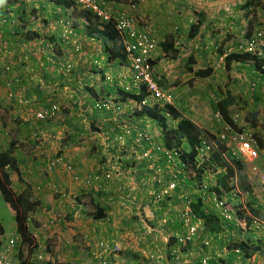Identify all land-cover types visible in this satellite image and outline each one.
<instances>
[{
	"label": "crops",
	"instance_id": "1",
	"mask_svg": "<svg viewBox=\"0 0 264 264\" xmlns=\"http://www.w3.org/2000/svg\"><path fill=\"white\" fill-rule=\"evenodd\" d=\"M17 1L25 4L26 12L21 13L23 8L18 7L13 8L19 10H11V7L0 9L6 10L0 11L2 13L0 20L4 16L10 20V25L5 27H2L0 22V65L11 66V71L7 75H4L0 68V153L7 150L12 141L15 142L14 156L20 170V177L16 176V178L22 183L17 191L21 193L29 186L34 197L40 201V206L32 217L42 222L43 228L53 227L50 235L52 240L47 242V246L51 245L50 251L40 243L42 238L34 234L40 244L38 254L44 252L42 256H46L45 261L50 260L53 264H100L90 253L97 247L98 242L105 241L110 247L120 246L117 252L110 248L112 251L107 256L109 264H197L204 256H209L212 262L225 259L227 264H255L253 260L243 261L239 255L227 249L228 241L243 239L246 234H240L239 237L233 235V222L224 219L221 207L218 205V202H226L230 212H235L233 209H242L243 205L246 207L244 201H248V198L246 199L244 194L248 192L235 196L233 189L219 195L215 191L218 174L213 171L204 172L202 182L199 183V172L195 173L193 169L192 174L187 171L184 174L182 181L190 174L186 186L182 184V188L175 191L171 197L158 201L157 191L168 183L167 180H171L170 174L174 168L167 165V170L162 174L153 169L152 164L138 160L140 151L133 146V140L129 138L125 147L115 142L116 136L122 132L125 125H134L154 137L155 149L165 144L164 132L157 120L147 115H135L140 108L133 100L124 101L121 98L123 97L121 87L128 73V65L123 64L119 59L109 60L105 45L111 43H105L104 41L107 40L103 38L98 40L88 36L85 21L73 15L63 4L55 6L52 1L49 3V0ZM171 1L142 0L139 15L151 16L154 14V9L160 13L162 18L158 22V28H155L154 23H150V26L158 33L159 50L154 51L152 57L156 59L155 64L161 76V84L167 87L168 84L182 77L183 82L187 83L185 87L191 86L185 88L189 98L187 103L177 96L176 104L173 106L182 116L190 118L203 128L210 123V116L214 112L217 116L220 115L217 103L223 96L220 98L217 97L218 93L212 94L216 99L210 100V106L212 105L214 109L211 111L205 101L207 96L200 97L196 90L198 84H201L199 82L209 78H197L187 68L181 73L178 65L181 57L189 51L185 50V47H190L194 53V56L190 53L189 58L193 56L196 60L201 53L200 44L205 41V44H211V51L216 45L220 56V62L217 61L219 58L217 55L210 58L211 60L215 58L214 63L210 65L214 69L210 78L220 74L216 65L218 62L223 63L226 54L221 55L219 51L221 48L226 49L232 39L225 34L223 39L218 38L219 42L218 39L215 41L212 37H215V34L212 32L224 27L227 21L217 26L210 24V20L223 18L226 13L233 11L235 0L213 2L200 0L201 5L194 0H181L182 3L186 1L188 4L177 10V13H181L177 16L180 29L178 33L170 28L169 14L173 9L170 5ZM253 1L255 5L262 2ZM193 3L202 7L198 13L204 14L202 30L195 39L188 35L195 19H198V13L194 12L198 10L191 8ZM210 6L214 10L212 15ZM32 7L38 12L31 17L29 12ZM16 16L20 17L21 21H17ZM68 28H72L73 31L71 38L66 42L60 41V34ZM36 30L42 37L35 42L27 40L21 42L22 33ZM208 33L211 35V41L206 38ZM233 33L235 34V31ZM171 41L174 43L172 50L168 52L164 49L163 43ZM77 47L80 48L79 51ZM177 54L178 59L171 58V55ZM67 62L74 64L72 79L64 75L63 68ZM236 64L239 67L252 68L253 81L261 82L259 90L253 95L257 103L252 110L259 111L260 116L264 112V74L261 71L258 73L254 65L249 63ZM196 66L191 65L194 71L200 69ZM107 76H109L108 80ZM7 79L13 80L11 85L6 82ZM80 80L82 84H79ZM232 91L228 92L236 97L239 91ZM226 92L223 95H226ZM201 93L208 95V91L203 89ZM212 95L210 93V98L213 97ZM20 98L26 101L22 103ZM103 100H112L117 111L95 110L93 104ZM52 103L60 106L53 119L42 122L36 120V112ZM188 104L193 107L191 111L185 109V105ZM259 104V108L255 109ZM172 124L175 125V122L170 120L168 125ZM253 128L260 130L258 124ZM11 130L17 133L9 137ZM32 131L40 134V141L36 142L33 137L27 138ZM262 134L260 141L264 147V133ZM256 138L261 152L264 148L259 143V137ZM27 144L34 147L32 157H29L32 158L31 164L34 163L37 170L33 175L34 167L30 169L29 176L18 153V149ZM58 155L74 165L73 172L47 170L48 160ZM239 160L245 163L246 181L252 190V197L257 202L258 196L264 210V193L249 178L248 165L251 163L242 158ZM255 162L262 166L264 157H258L252 163L253 166H256ZM8 170L11 173L14 190L16 186L14 171L12 172L11 168ZM219 172L223 175L227 171L222 169ZM234 183L235 187H239L237 176ZM82 195L87 203L98 204L104 209L106 217L95 220L92 216L94 208L93 211L90 210L88 216L86 213L87 209H90L88 204L85 206L81 203L83 200L77 202V198L80 199ZM0 197L4 201L1 192ZM184 200H189L193 208L199 200L202 201L201 209L206 218L213 215L219 219L218 227L213 229L207 226L208 223L203 216L206 229L204 228L196 237V246L193 245L190 250L182 248L178 243H172L181 232L179 216ZM4 203L0 200V224L7 235L6 225L16 226V213L8 203L5 201ZM244 211H248L249 217L257 216L252 215L250 210ZM46 213L49 215L45 217ZM57 214L64 215L70 220L59 219L60 225L51 224L50 220L52 218L56 220ZM222 231L229 237L220 241L214 240L211 246L201 250L206 238H213ZM251 231L257 238L258 236L264 238V234L258 235L257 230ZM76 233L81 236H76Z\"/></svg>",
	"mask_w": 264,
	"mask_h": 264
},
{
	"label": "trees",
	"instance_id": "2",
	"mask_svg": "<svg viewBox=\"0 0 264 264\" xmlns=\"http://www.w3.org/2000/svg\"><path fill=\"white\" fill-rule=\"evenodd\" d=\"M55 4L62 3L66 5L67 9L71 11L72 13H75L79 18L83 19L86 23V31L88 36L94 37L95 39H104L109 41L111 44L105 45V51L107 53L108 59L110 60H116L119 59L121 62H125L127 60V55L124 52L123 47V39L121 38V35L118 33L115 24L112 21L109 22H101L98 20V18L90 11L88 10H77L74 8L72 3L69 0H50ZM260 3V2H257ZM254 1L250 0L245 3V7L249 8L254 5ZM262 9L264 10V3L259 4ZM7 7H11V10L13 9H22V12H26V6L23 2L17 1V0H6L3 2H0V9H6ZM18 7V8H13ZM25 7V8H24ZM76 9V11H75ZM19 10V9H18ZM2 12L6 10H0ZM38 11L35 8H31L29 15L32 17L34 14H36ZM2 14V13H0ZM255 17L252 16V18ZM204 19L203 13H198V22L193 23L190 31H189V37L191 38H197L199 32L201 31L202 27V21ZM29 20V19H28ZM253 20V19H252ZM252 20L249 22L248 30H246V39L252 37V31H253V24ZM17 21H21L20 17H17ZM26 33V34H25ZM22 36L24 39L28 38L30 42H35L38 40V38L42 37V35L36 30L34 32L27 31L22 33ZM232 35H230L231 39ZM174 42H164L163 47L166 51L170 52L172 49V44ZM220 54L225 55L226 50L220 49ZM176 53V52H175ZM195 63V59L193 56H191L187 60V70L194 73L195 77L197 78H210V76L213 74L214 69L213 67H204L200 68L196 71L193 70L191 67L192 64ZM236 63H249L250 65H254L255 69L260 73V71L264 74V56L259 57L257 55L248 53V52H239V51H231L229 54H226L224 56V64H225V71L227 72V75L230 74L232 67ZM161 77V76H160ZM146 89L143 88L140 93L133 94L132 96L129 94H124L126 98H131L137 102H141L143 98L146 97ZM126 98H124L126 100ZM245 99H242L240 97L233 96L230 92H226V95H224L217 103L218 111L223 119V121L234 127L237 128V125L235 124L234 119L232 118V108H234L239 102L244 103ZM245 103H247L245 101ZM51 105V104H49ZM49 107V106H47ZM245 106V104L243 105ZM46 109V107L40 109L43 110ZM167 113L171 116V118H168ZM135 115L142 116V115H148L152 119L157 120L160 126L162 127V132H164V141L165 145L168 149H175L179 153V159H178V166L183 168L185 167V171L190 172L194 169V171L199 172L198 177L201 183L203 179L204 172H209L210 170L214 173L218 174L217 177V186L215 187L216 193L219 195L223 193V191H231L235 189V178L237 176L238 179V186L241 190L252 193V190L250 189V185L246 181V175H245V163L242 160L232 158L228 152V148L225 144L218 143L216 144V147L211 152L210 156H200V148L205 144L209 143V140L215 137L210 133L203 130L201 127H199L193 120L190 118L182 116V114L173 106V105H166V106H160L154 105V106H143L141 107L139 112H136ZM257 114L256 112H247L246 114V121L250 122V125L252 127H257L256 122ZM173 120L175 122V125H168L169 121ZM16 144L14 141L10 143V147L7 150H4L0 153V192L3 196V199L6 203L10 205V207L15 211L16 216V226L15 230L21 237V244L19 245V262L18 264H53L50 260L48 261H34V256L36 252L40 251V244L38 243L36 236L32 232L31 228L29 227V220L31 214L33 215L35 211L40 206V201L34 197L32 192L30 191V187L27 186L25 190L21 193H16L12 189V180H11V173L8 169H12L18 177H20V170L18 167V162L14 156ZM226 156L228 157V161L226 160ZM49 162V161H48ZM164 160L160 161V164ZM48 165V164H47ZM162 167V166H161ZM226 169V173L223 175L219 172V170ZM48 170V169H47ZM163 170L166 171L167 168L163 166ZM185 176V180L182 181V184L186 186L187 181L189 180ZM184 174H181L180 178L183 180ZM20 179V178H19ZM237 182V181H236ZM198 204L195 205L193 208L195 214L201 218L204 219L203 216L206 218L204 211L201 209L202 207V201L199 200L197 202ZM94 207V211L92 212V216L95 220H100L106 217L105 210L102 209L98 204H92ZM248 206V209L246 208ZM247 206L242 209H233L235 212L236 217H241L247 220V229H249L248 237H245L243 239L235 240V241H228L226 243L227 249L229 251L236 253L235 251L239 249V256L243 259V261L246 260H253L255 264H263L264 262V238H255L252 234V222L249 218V213H247L246 210H250L252 215H257L260 213L259 208L257 206V202L252 198L251 200L247 201ZM231 207V206H230ZM244 211V212H243ZM243 213V214H242ZM245 213V215H244ZM32 217V216H31ZM230 221V220H229ZM235 218L231 222H234ZM206 222L208 223V227H211L213 229L218 227L219 219L213 215H209L208 218H206ZM236 222V221H235ZM235 222L232 223V225H235ZM222 223V222H220ZM211 225V226H210ZM206 229V226H204ZM209 229V228H207ZM182 231V228H181ZM220 233V232H218ZM231 233V230L229 231ZM0 234L5 235L4 228L0 225ZM239 237V236H238ZM2 240L0 239V242ZM172 243H178V238H174ZM196 243V242H195ZM181 245V244H180ZM184 249H191L190 246H183ZM195 247V244H194ZM1 250V246H0ZM219 262V263H218ZM218 262H212V264H227L226 260L223 259ZM232 264V263H231Z\"/></svg>",
	"mask_w": 264,
	"mask_h": 264
},
{
	"label": "built area",
	"instance_id": "3",
	"mask_svg": "<svg viewBox=\"0 0 264 264\" xmlns=\"http://www.w3.org/2000/svg\"><path fill=\"white\" fill-rule=\"evenodd\" d=\"M73 1L79 7L93 12L101 22L105 23L112 21L115 24L118 33L123 39L124 51L127 54V59L133 71L132 86L139 87L143 85L146 87L153 100L163 104L172 103L173 96L170 93L164 92L155 80L154 68L150 62V55L156 48L157 39L149 31L142 29L139 26V20L136 14L137 6L132 4L129 7H122L112 0ZM2 22L5 23L6 19L4 18ZM63 37L67 38L68 35L64 34ZM244 49L246 52L257 56L264 54V26L255 30L252 37L247 39ZM0 68H2L4 75H7L11 71L10 65H0ZM72 69V65H67L66 73H71ZM6 82H8L9 85L12 83L10 79H7ZM20 102H25V100L20 99ZM143 104H149V102L144 100ZM96 107L100 110L109 109L107 104H97ZM58 109V105H51L46 109L38 111L36 113V118L38 120L51 119ZM218 117L221 118V115H218ZM234 121L237 125V120L234 119ZM224 126V131L217 136L216 142L209 141V143L206 145L204 144L200 148L201 157L209 156L217 142L226 145L232 158H242L254 162L261 155L264 157V150L260 152L258 140L250 129H246L239 124L237 125V128L226 123ZM34 137L39 139L37 132L34 133ZM129 138L133 140V146L136 150L140 151L138 154V160L152 164L154 166L153 169L160 173L164 171L163 163L162 165L160 164L161 160H164L168 166L176 169L171 180L157 191L156 199L162 201L171 197L172 194L181 187L182 179L180 176L186 172L185 167L183 169L178 166L179 163L177 161L179 159V153L175 149H168L164 144L155 149L153 147L155 143L153 137L134 125H125L122 132L117 135L116 140L120 146H125ZM47 169L48 171L73 172L74 166L71 163L66 162L62 156H55L49 159ZM253 170L257 171V167L254 166ZM192 173L193 171H190V174ZM260 178L264 182V175H261ZM242 193L244 192L241 189L238 187L235 188V196L242 195ZM248 195L249 192L248 194H244L245 197ZM184 202L180 213L182 231L177 235V238L181 245L185 247H193L196 237L200 235L204 228V221L195 214L189 200H184ZM218 205L221 207V213L225 220L229 221L234 219L232 212L226 207V202H218ZM253 223L255 225L260 224L259 219L254 218ZM214 236L215 237L213 238L209 237L204 240L203 245L206 248L211 246L214 238L217 240L225 239V234L221 232ZM20 242L21 237L16 233L8 240L7 250L13 252ZM108 245L109 244H106L105 241H100L97 243V247L91 252L92 256L100 264H108V254H110L112 250L114 252L120 250V246L118 245H114L113 247ZM110 248H112V250ZM239 252V249H237L236 253L239 254ZM5 254L6 253L0 254V264H12ZM197 264H212V259L209 256H204Z\"/></svg>",
	"mask_w": 264,
	"mask_h": 264
},
{
	"label": "rangeland",
	"instance_id": "4",
	"mask_svg": "<svg viewBox=\"0 0 264 264\" xmlns=\"http://www.w3.org/2000/svg\"><path fill=\"white\" fill-rule=\"evenodd\" d=\"M114 1H116V4H124V5H129V4H132V3L136 2L138 4V8L142 9L141 8L142 0H114ZM194 1L198 2V4L201 5V1L200 0H194ZM213 1H216V0H210V2H213ZM218 1H222V0H218ZM247 1H250V0H235L234 3H233V6H232V10L233 11H231L230 13H226L225 17H223L225 19H223V18H216V19L213 18V19L210 20V24H217V26H219L220 24L224 23V21H227V24H225L224 27H222L220 29H216V30H214L212 32V34H215V37L212 36L215 41L218 38H222L223 39V36L225 34H228L229 36L232 35V37H231L232 41L229 42V45H227L226 49L223 48V50L224 49L226 50V54H229V52L234 51V50L242 52L241 46H244L246 44V41H247L246 38L247 37H246L245 33H246V30H248L249 22L252 19H253L252 20V24H253L252 33L255 30H257L258 28L264 26V10L262 9V7L260 5H258V4L257 5L254 4L252 7L247 8V7H245V3ZM261 1H262L261 4H263L264 0H261ZM254 3H255V1H254ZM187 4H188V2L185 1V2L182 3L181 0H172L170 2V5L173 7V9L171 10V13L169 14V17H170L169 22L171 24L170 28H172V30L174 29L173 31H176L177 33L180 30L178 22H177V19H178L177 16L181 14L180 12L177 13V10H179L183 6H186ZM198 4L197 3L196 4L193 3V5L191 6L192 9L196 8L198 10V11H194V12H197V13L199 12V9H202V7H200ZM204 9H205V7H204ZM213 12H214V10L210 6L211 15H212ZM254 15H255V17L252 18V16H254ZM161 18L162 17L160 16V13L158 12L157 9H154V14L151 15V16L145 15V16L140 17L139 12H138V20H139V25L141 27L142 26L146 27L148 24L154 23L155 28L157 29L158 28V22L161 20ZM196 22H198L197 18L195 19V23ZM188 24H189V21H188ZM154 30H152V32L158 39V33H156V31L154 32ZM201 30H202V27H201ZM222 31H223V33H222ZM234 31H235V34L233 33ZM47 38H49V37H47ZM206 38H207V40L211 41V35L210 34ZM158 41H159V39H158ZM106 42H109V41H106ZM218 42H219V39H218ZM205 43L206 42L204 41V42H201V44H200L201 53H200L199 58H197L195 60V63H194V65H197L196 67H200V68L209 67L211 64L214 63L213 60H215V58H213V60H211L210 58L212 56H216V55L219 56L218 55V50L216 48V45L213 47V50L211 51V49H210L211 48L210 47L211 44H205ZM203 44H205V46H203ZM207 46H208V48H207ZM157 50H159V46H158ZM185 50H189V51H187V52L184 51L185 55L183 57H181L180 64L178 65V68L181 70V73H183V69H185L186 66H187V60L189 59L190 53H191V55L194 56V53L192 52L190 47H185ZM194 50H197V49H194ZM171 58L175 59V60L178 59V54L175 55V56L171 55ZM194 59H195V57H194ZM217 61L220 62V56H219ZM219 62H218V64L216 66L218 68L217 72H219L220 74H218L216 77H213V78L211 77V78H209L207 80H204L203 82H199L201 84H198V88L196 89L197 90V94H199L200 97L207 96V98H205V101H206V104L210 107V109L212 111L214 109H212V105L210 106V100L211 99H216V96H213L215 93L216 94L218 93L217 97L221 98L222 96H224L223 94L226 91H232V90L236 91V92L239 91L238 94L236 95V97H240V98L245 99V100H244V103H243V101L239 102L234 108H232V117H233V119L237 120V125L239 124V125L244 126V128H246V129L252 130L254 132L255 136L259 137V143L262 146L260 138H262L261 135H263L262 133H264V112L260 116H258V113H257V118H256V121L258 122L257 124H258V126H260L261 132H260L259 129L253 128L250 125V122L246 121L247 112H250V111L254 110V107L256 106L257 102L254 101V96L253 95H255L256 91L259 90V84L261 86V82H258L257 80L253 81L252 76H254V71L250 67H248V68L247 67H243V66L239 67V65L234 64L230 74L226 75L227 72L225 71L224 61L221 64ZM154 74H155V77L159 80V82L161 84L162 80H161V77H160V73L157 72V65L156 64H155V68H154ZM186 84L187 83L183 82V78L180 77L176 81L168 84L167 87H164L163 84H161V86L164 87L165 90H168L169 92H171V94L173 95V104H176L177 96L180 99H183V101L185 103H187V101L189 100V98H187V93L185 92V88H191V86L185 87ZM202 89L208 91V95H202V93H201ZM210 93H211V95L213 94L212 95L213 97H211V98H210ZM252 93H254V94H252ZM245 101L247 103H245ZM189 103H190V101H189ZM244 104L247 107H243ZM190 105H191V103H190ZM190 105L189 104L185 105V109H188V111H191V109L193 107H191ZM259 106H260V104L255 109L259 108ZM252 112H255V111H252ZM222 123H223V120H221V118H219L217 116V113L214 112V114H212L210 116V123L207 124L206 127H203L202 129L205 130L206 132H210L212 135H214V134L215 135H219L220 133H222L224 131V127H225L224 125L225 124L224 123L222 124ZM16 133L17 132H15L14 130H11L9 137H12ZM31 137L32 136L30 134L27 135V138H31ZM36 142H38V141H36ZM262 148H264V147L262 146ZM33 149H34V147L31 146V145H28V144L27 145H23V146H21L20 149H18L19 150L18 153H19V156L21 157L22 165L25 166L26 171H28L27 172V176L30 175V173H31L30 169L32 170L33 167H34V170L36 171V172L33 171V175L35 173H37V170H36V167H35L34 163L31 164L30 160L32 158L29 157V156H31L33 154V152H32ZM255 165L260 167L262 170H259V168L257 167V171H254L253 170V167H254L253 164L252 163L249 164L248 165V167H249V169H248L249 178H251L250 180L255 184V186H257L258 189L264 193V182L262 180L260 181V176L264 175V164L261 166V165H259V163L255 162ZM175 170L176 169H174L171 172V174H170L172 177H173V174L175 173ZM164 172L165 171H163L162 174H164ZM13 174H14V176L16 178V176H17L16 173L13 172ZM38 176H40V174H38ZM167 181L169 182L170 180H167ZM26 182H28V180H26ZM15 183H16V186L14 188V192L18 193L17 190H19L21 188L20 186L22 185V183H20L19 180H17V178H16V182ZM256 183H257V185H256ZM259 183L261 185H263V186H261ZM259 186H261V187H259ZM258 194L259 193L257 192V195ZM84 198H85L84 195L80 196V199L78 197L77 198V202L80 203ZM247 198H250L249 200H251L253 197H252V195L251 196L248 195ZM257 199H258L257 200V204L260 206L261 205V200L258 198V196H257ZM0 200H1V202L3 204H5L4 201H2L1 197H0ZM244 202H245V204L247 206V201H244ZM81 203H83L85 206L88 204L90 209H87L86 213H87L88 216H90L89 213L91 211H93L92 210L94 208L93 205L91 203H87V200L86 201L83 200ZM263 204H264V202H263ZM246 208L248 209V206ZM47 211H49V210H47ZM259 211H260V213L257 214V216L259 217V220L263 224H262V226L260 228L254 227L256 225L253 224L251 228H252L253 231L257 230L258 231V235L261 234V236H263V234H264V210L259 209ZM247 213H248V211H247ZM233 214H234L233 216H235V213H233ZM44 215L46 217L49 214L46 213ZM31 216H33V215L31 214ZM31 216H30V220H29V227L31 228V230H32V232L34 234H37V235H39V237L42 238L40 243L43 246H46V249H48L50 251L51 250V248H50L51 245L47 246V242L49 243V240H52V237H50V235H51V230H52L53 227L43 228L42 222L34 219ZM233 218H235V221H236V222L234 221L235 225H232L233 235L235 237H238L240 234L249 233V229L245 230L246 228H249L246 225V223H247L246 221L247 220H245L244 218H241V217H236V216L233 217ZM59 219H61V220H63V219L70 220V219L66 218L64 215H58L57 214L56 215V220H53V218H52L50 220V222H51V224H54V225H60L61 223L59 222ZM6 226H7L6 227L7 235L0 242V246L1 247L6 246L7 240L10 237H12V235L15 233V229H14L15 227L13 225L11 227H10V224L6 225ZM252 234H253V236L255 238H257V236H255L253 232H252ZM76 236H81V235L79 233H76ZM43 238H46V239H43ZM258 238H259V236H258ZM214 240H217V239L214 238L212 240V243H213ZM200 245H202V244H200ZM202 249H204L203 246H201V250ZM17 257H18V254L12 255V260L16 261ZM226 259H229V258H226Z\"/></svg>",
	"mask_w": 264,
	"mask_h": 264
},
{
	"label": "clouds",
	"instance_id": "5",
	"mask_svg": "<svg viewBox=\"0 0 264 264\" xmlns=\"http://www.w3.org/2000/svg\"><path fill=\"white\" fill-rule=\"evenodd\" d=\"M71 3H72V5L74 6V8H76L77 10H87V9H83V8H81V7H79L73 0H69ZM112 1H114V0H112ZM49 3L51 2L50 0L48 1ZM116 2V1H115ZM60 4V3H59ZM59 4H55L54 3V5L55 6H59ZM62 4V3H61ZM132 4H135L136 6H137V12H136V14H137V17H138V12H139V8H138V4L136 3V2H134V3H132ZM132 4H129V5H124V4H117V5H119V6H122V7H129L130 5H132ZM64 5V4H63ZM65 7H66V5H64ZM67 8V7H66ZM76 9H75V11H76ZM88 11H90V10H88ZM91 12V11H90ZM93 13V12H92ZM73 15H75V16H77L75 13H72ZM78 17V16H77ZM6 19V22L4 23V22H2V20L3 19ZM16 18H17V16H16ZM27 21V20H26ZM0 22H1V24H2V27H5V26H7V25H10V20L8 19V17L7 16H4V17H2L1 18V20H0ZM140 26V25H139ZM141 27V26H140ZM142 29H145V30H147V31H149L156 39H157V37L153 34V32H152V27L150 26V24H148L146 27H141ZM72 28H68V29H66V30H64L61 34H60V41H62V42H66L68 39H70L71 37V35H72ZM254 33V32H253ZM64 34H66V35H68V37L67 38H65V37H63V35ZM198 36H199V34H198ZM20 40H21V42L22 41H28V42H30L27 38L26 39H24L23 37H20ZM247 40V39H246ZM247 42V41H246ZM159 41H158V39H157V43H156V48L152 51V53H151V55H150V62L152 63V65H153V68H155V61H156V59L154 58V56L152 57V54H153V52L154 51H156L157 50V48H158V46H159ZM245 46H246V44L244 45V46H241V48H242V51L243 52H246L245 51ZM77 50L79 51L80 50V48L79 47H77ZM125 52V51H124ZM127 55V54H126ZM262 56H264V54L263 55H261V56H259V57H262ZM110 60V59H109ZM123 63V62H122ZM123 64H125V65H128V73H127V76H125V82L124 83H122V87H121V91H122V95H123V97H121L124 101H126L127 99H129V100H133V99H131V98H126L125 96H124V94H129V96L131 95H133V94H138V93H140L141 92V90L143 89V88H145L146 89V87H144L143 85H141V86H139V87H134V86H132V74H133V71H132V69H131V65H130V63H129V61H128V59L123 63ZM6 65H8V64H6ZM67 65H72V72L71 73H69V74H67L66 73V66ZM64 75L66 76V77H70L71 79L73 78V75H74V64H73V62H67L66 64H65V66H64ZM108 77L109 76H107L106 77V79L108 80ZM154 77H155V74H154ZM71 79H70V81H71ZM11 80V79H10ZM155 80H156V82H157V84L159 85V87L164 91V92H167V93H170L171 94V92H169L168 90H165L164 89V87H162L161 86V84H160V82H159V80L155 77ZM12 82H13V80H11ZM15 81V80H14ZM83 82L80 80L79 81V84H82ZM12 84V83H11ZM69 85V87L71 88V86H70V84H68ZM146 97L145 98H143L142 100H141V102H137V101H135V100H133L134 102H135V104L141 109V107H143V106H149V107H151V106H154V105H160V106H166V105H174L173 104V101H172V103H167V104H163V103H161V102H157V101H155V100H153V98L150 96V93L147 91V89H146ZM172 95V94H171ZM173 96V95H172ZM124 98H126V100L124 99ZM20 99H23V100H25L26 101V99H24V98H20ZM144 100H147L148 102H149V104H143V101ZM22 103H24V102H22ZM97 104H107L108 105V107H109V109H104V110H100V109H98L97 107H96V105ZM51 105H58V104H56V103H52ZM51 105H49V107L51 106ZM59 106V105H58ZM93 107L95 108V110H98V111H107V112H116L117 111V109L115 108V106H114V104H113V101L112 100H103V101H96L94 104H93ZM47 108V107H46ZM59 109H60V106H59ZM58 109V110H59ZM57 110V111H58ZM40 111V110H39ZM140 111V110H139ZM38 112V111H37ZM36 112V113H37ZM137 112V111H136ZM135 112V113H136ZM256 112V114L259 112V111H255ZM55 115V114H54ZM148 116V115H147ZM167 116H170L168 113H167ZM259 116V115H258ZM54 117V116H53ZM53 117L51 118V119H47V120H38L37 118H36V114H35V118H36V120H38V121H50V120H52L53 119ZM150 117V116H149ZM171 117V116H170ZM169 117V118H170ZM233 118V117H232ZM221 120H223L222 119V117H221ZM158 122V121H157ZM170 122V121H169ZM257 122V121H256ZM223 123L225 124V122L223 121ZM258 123V122H257ZM139 128V127H138ZM141 129V128H140ZM141 130H143V129H141ZM143 131H145V130H143ZM252 131V130H251ZM35 132H37V131H32V133H31V135H32V137L36 140V141H40V134L38 133V135H39V139H36L35 137H34V133ZM146 132V131H145ZM253 132V131H252ZM254 133V132H253ZM151 135V134H150ZM152 136V135H151ZM214 137H215V139L213 140V138L211 139V140H209V141H215L216 142V138H217V136L218 135H213ZM117 137V136H116ZM153 137V136H152ZM153 139H154V137H153ZM115 142L118 144V142H117V140H116V138H115ZM217 144V143H216ZM119 145V144H118ZM126 145H127V143H126ZM125 145V146H126ZM165 145V144H164ZM120 146V145H119ZM125 146H122V147H125ZM166 146V145H165ZM258 146H259V144H258ZM216 147V145L214 146V148ZM214 150V149H213ZM259 150H260V146H259ZM210 155H211V153H210ZM209 155V156H210ZM58 156H60V155H58ZM262 156V155H261ZM51 158H53V157H51ZM64 158V157H63ZM64 159H66V158H64ZM226 160L228 161L229 159H228V157L226 156ZM49 161V160H48ZM66 161V160H65ZM66 162H68V161H66ZM68 163H70V162H68ZM250 163H254V162H250ZM73 165V164H72ZM74 166V165H73ZM163 166L166 168L167 167V164H166V162L164 161L163 162ZM257 167V166H256ZM223 170H224V168H223ZM226 170V169H225ZM208 172V171H207ZM209 172H211V170L209 171ZM195 173H197V171H195ZM171 176V175H170ZM172 177V176H171ZM261 179V178H260ZM180 188H182V185H181V187ZM180 188L178 189V190H180ZM235 188H237V186L235 187ZM239 189H240V187H238ZM177 190V191H178ZM243 191V190H242ZM224 192V191H223ZM244 193L246 192V191H243ZM250 196L252 195V193L251 194H249ZM246 199H247V196H246ZM250 198H248V200H249ZM257 206L259 207V208H261L262 210H263V208H262V205H258L257 204ZM234 212L232 211V214H233ZM234 215V214H233ZM250 216V215H249ZM235 217V216H234ZM250 219H251V222H252V225L254 224L253 223V220H254V218H258L259 219V217L258 216H254V217H249ZM51 223V222H50ZM53 223V222H52ZM259 223L260 224H258V225H256V226H254V227H256V228H260L261 226H262V222L259 220ZM1 225V224H0ZM246 225H247V223H246ZM252 225H251V227H252ZM2 226V225H1ZM204 226H205V224H204ZM3 227V226H2ZM4 228V227H3ZM15 229V228H14ZM204 229V228H203ZM202 229V230H203ZM245 230H247V228L245 229ZM17 232H16V230H15V233L13 234V235H15ZM221 233H223V234H225L223 231L221 232ZM18 234V233H17ZM12 235V236H13ZM19 235V234H18ZM5 236L6 235H1L0 234V239L1 240H3L4 238H5ZM20 236V235H19ZM11 238V237H10ZM9 238V239H10ZM225 238H227V236L225 235ZM8 239V240H9ZM8 240H7V244H6V246H4V247H1V250H0V254L1 253H6L5 255L10 259V261H11V263L12 264H18V262H19V245L21 244V242H20V244L14 249V251L13 252H11V250H7L8 249ZM195 246H196V244H195ZM203 247H205L204 245H203ZM236 252V251H235ZM44 252H42V254H43ZM15 254H18V257H17V260L15 261V260H12V255H15ZM42 254L40 255V254H38V252H36V254L35 255H38L37 257L36 256H34V261H45V258H46V256H42ZM235 254H237L238 255V253H235ZM91 256H92V253H91ZM92 258H93V256H92ZM95 259V258H94ZM200 262V261H199ZM108 264H109V261H108Z\"/></svg>",
	"mask_w": 264,
	"mask_h": 264
},
{
	"label": "snow or ice",
	"instance_id": "6",
	"mask_svg": "<svg viewBox=\"0 0 264 264\" xmlns=\"http://www.w3.org/2000/svg\"><path fill=\"white\" fill-rule=\"evenodd\" d=\"M0 2H3V0H0Z\"/></svg>",
	"mask_w": 264,
	"mask_h": 264
}]
</instances>
